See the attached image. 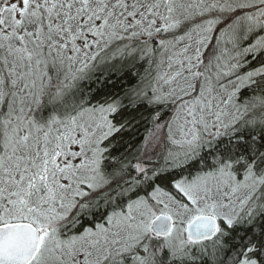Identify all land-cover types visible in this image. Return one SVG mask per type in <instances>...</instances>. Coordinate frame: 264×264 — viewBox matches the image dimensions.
<instances>
[{
	"label": "snow or ice",
	"instance_id": "snow-or-ice-1",
	"mask_svg": "<svg viewBox=\"0 0 264 264\" xmlns=\"http://www.w3.org/2000/svg\"><path fill=\"white\" fill-rule=\"evenodd\" d=\"M0 264H264V0H0Z\"/></svg>",
	"mask_w": 264,
	"mask_h": 264
}]
</instances>
